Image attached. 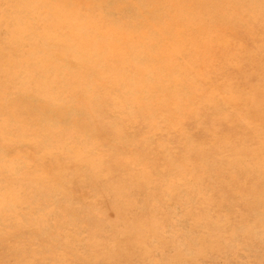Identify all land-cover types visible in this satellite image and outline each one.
Here are the masks:
<instances>
[{
	"label": "rangeland",
	"instance_id": "1",
	"mask_svg": "<svg viewBox=\"0 0 264 264\" xmlns=\"http://www.w3.org/2000/svg\"><path fill=\"white\" fill-rule=\"evenodd\" d=\"M0 264H264V0H0Z\"/></svg>",
	"mask_w": 264,
	"mask_h": 264
}]
</instances>
